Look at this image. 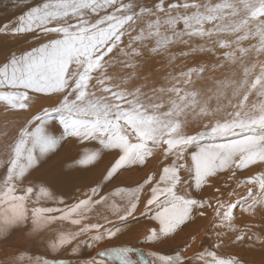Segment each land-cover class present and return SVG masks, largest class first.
Wrapping results in <instances>:
<instances>
[{"label": "snow or ice", "instance_id": "1", "mask_svg": "<svg viewBox=\"0 0 264 264\" xmlns=\"http://www.w3.org/2000/svg\"><path fill=\"white\" fill-rule=\"evenodd\" d=\"M13 6L0 22V244L16 251L3 264L264 257V0ZM139 217L151 251L92 254Z\"/></svg>", "mask_w": 264, "mask_h": 264}, {"label": "bare ground", "instance_id": "2", "mask_svg": "<svg viewBox=\"0 0 264 264\" xmlns=\"http://www.w3.org/2000/svg\"><path fill=\"white\" fill-rule=\"evenodd\" d=\"M15 12V8L13 6V0H0V22H3L7 19H11L12 18V14ZM138 176V174H132L131 177H129L128 173H125L124 176L121 177V179H136ZM241 194H243V190H241ZM141 221L142 223L146 224L142 229V235L138 234L134 235L136 237L133 238L135 240H133L131 243L129 242V240L132 238V233L133 231H135L138 227V224H140ZM246 222V221H245ZM147 218L146 217H139L138 218V222L134 221L132 222V226L126 231L124 232L123 235H119L118 237L110 240V241H106V242H101L93 251V255L95 253H99L101 250L109 248V247H118V246H128V247H132L134 250L135 249H139L141 252L143 253H147L148 251H151L152 248L147 247L148 244H142L140 243L141 239L144 237L145 232H146V227H147ZM197 229L199 230H206L207 229V221H201L199 222L196 226H194L193 228H190L188 230H186L185 232L181 233L178 237L176 242H182L185 238L188 237V235L193 232L196 231ZM139 232V231H138ZM135 234V233H134ZM133 236V237H134ZM15 239L17 241V243L19 244V241L21 239L20 234H15ZM123 239H128V244H124L123 241L121 240ZM201 240L202 243H204L205 246H208V244L211 242L208 236H201L199 238ZM121 243V244H120ZM108 244V245H107ZM100 245H104V248H100ZM0 264H3V261L5 259H7V257L9 255H12L15 253L16 248L14 247H8L7 244H0ZM133 258H137L135 255V252L133 253ZM248 258L253 261V264H261V261L264 260V257H262L258 252L257 253H251L248 255ZM106 264H107V258H105Z\"/></svg>", "mask_w": 264, "mask_h": 264}, {"label": "rangeland", "instance_id": "3", "mask_svg": "<svg viewBox=\"0 0 264 264\" xmlns=\"http://www.w3.org/2000/svg\"><path fill=\"white\" fill-rule=\"evenodd\" d=\"M139 222H140V224H138V226H137L138 228H137L135 231H133V233H132V235H131L132 238L129 240V242H130V241L132 242L133 240L136 239L137 236L135 237L134 235H137V233L142 235V233H141V232H142V229L145 228L144 226H145L146 224L142 223L141 221H139ZM147 226H148V225H147ZM146 228H147V227H146ZM138 231H139V232H138ZM134 233H135V234H134ZM133 236H134V237H133ZM133 238H135V239H133ZM120 240H121V239H120ZM121 241H123L124 244H128V243H129V242H128V239H123V240H121ZM127 242H128V243H127ZM131 242H130V243H131ZM120 244H121V243H120ZM107 245H108V244H107ZM104 247H105L104 245H100V248H104ZM147 247H150V245H148ZM106 248H107V247H106Z\"/></svg>", "mask_w": 264, "mask_h": 264}, {"label": "water", "instance_id": "4", "mask_svg": "<svg viewBox=\"0 0 264 264\" xmlns=\"http://www.w3.org/2000/svg\"><path fill=\"white\" fill-rule=\"evenodd\" d=\"M1 251V250H0Z\"/></svg>", "mask_w": 264, "mask_h": 264}]
</instances>
